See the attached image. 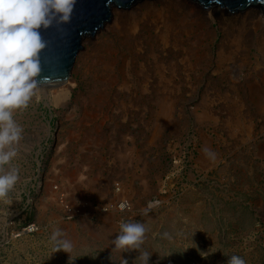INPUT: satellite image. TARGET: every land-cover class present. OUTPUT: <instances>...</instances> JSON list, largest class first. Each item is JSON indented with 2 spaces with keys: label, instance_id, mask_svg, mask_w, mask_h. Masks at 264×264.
<instances>
[{
  "label": "rangeland",
  "instance_id": "374dc122",
  "mask_svg": "<svg viewBox=\"0 0 264 264\" xmlns=\"http://www.w3.org/2000/svg\"><path fill=\"white\" fill-rule=\"evenodd\" d=\"M135 5L0 93V264H264L261 13Z\"/></svg>",
  "mask_w": 264,
  "mask_h": 264
},
{
  "label": "water",
  "instance_id": "95a60500",
  "mask_svg": "<svg viewBox=\"0 0 264 264\" xmlns=\"http://www.w3.org/2000/svg\"><path fill=\"white\" fill-rule=\"evenodd\" d=\"M136 0H0V85L19 89L23 81L40 86L64 82L81 40L108 21L110 6ZM200 7L248 6L264 13V0H192Z\"/></svg>",
  "mask_w": 264,
  "mask_h": 264
},
{
  "label": "bare ground",
  "instance_id": "6f19581e",
  "mask_svg": "<svg viewBox=\"0 0 264 264\" xmlns=\"http://www.w3.org/2000/svg\"><path fill=\"white\" fill-rule=\"evenodd\" d=\"M136 1H140V3H141V5L140 6H136L135 8L136 9H134V10H139L141 13H143V14H147V13H149V15L151 14V13H159V12H161V13H159V14H164V16L166 17L165 19L166 20H168V16L166 15V11H169V9L170 8H174L173 6H175V4H177L176 5V7L178 8L179 6H181V5H185V4H188V3H190V5H192V7L195 9V2L194 1H192V0H136ZM162 1V2H161ZM159 3L160 4V6H158V4H156V3ZM161 2V3H160ZM138 3V2H137ZM134 6V2L129 6V8L128 7H122V8H120V7H118V6H116V5H111L110 6V17L108 18V21H106V22H104L103 24H102V27H100L98 30H96L95 32H94V34H92V35H88V36H85V37H87V38H93L94 36H95V34L96 33H98L99 31H100V29H102V28H104L105 26H106V24L108 23V26L110 25L111 27H113V26H118V22L120 21L119 20V16L120 15H123L124 13H130V11H132V7ZM200 6L199 5H197L196 4V8L198 9ZM250 7L251 6H248V7H246V8H244V9H242V10H239V11H244V12H246L247 13V11H249V10H251L250 9ZM120 8V9H119ZM201 8V10H202V12H206V15H207V18H205V19H207V20H210V21H214V17H213V15L214 14H216L217 13V11H223L222 13H227L228 15H230V14H232L231 12H229L228 11V9L227 8H225V7H214V6H210V7H208V8H204V7H200ZM199 8V9H200ZM143 10H145V11H143ZM258 11L261 13V14H259L258 16H257V18H259L258 19V25L256 26V27H258V29H260L261 30V33L262 34H264V13L261 11V9L259 10L258 9ZM173 12V11H172ZM219 13V12H218ZM235 13V12H234ZM233 13V14H234ZM237 13H239L238 11H237ZM236 13V14H237ZM205 14V13H204ZM213 14V15H212ZM232 14V15H233ZM170 15V14H169ZM175 15V14H174ZM121 17V16H120ZM154 17V16H153ZM170 17H172V15L170 16ZM171 19V18H170ZM112 20V21H111ZM190 21V20H189ZM111 24H110V23ZM120 23V22H119ZM121 24V23H120ZM168 24H170V23H168ZM172 25H176V23H171ZM83 39V38H82ZM82 41V40H81ZM260 43V42H259ZM79 52H80V50L77 52L78 54L77 55H79ZM77 55H76V57H77ZM75 57V58H76ZM71 71H72V69H71ZM71 71H70V73H71ZM70 73H69V75H70ZM69 77V76H68ZM68 77H67V79L64 81V82H62V83H59V84H55V85H57V86H59V87H61V88H59L57 91L55 90V92H54V94H53V96H52V98H53V100H56V99H60V98H62L63 96H65V95H67L66 93H67V90L65 89V87H64V83L65 82H67V80H68ZM39 86V85H38ZM53 87H54V85H52ZM20 88V87H19ZM56 89V88H55ZM3 90H10V91H12V92H15V93H17V91H18V89L16 90V89H12V88H8V87H5V86H2V85H0V93L3 91ZM122 205H124V204H122Z\"/></svg>",
  "mask_w": 264,
  "mask_h": 264
}]
</instances>
